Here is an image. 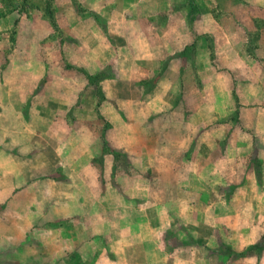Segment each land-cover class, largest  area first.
Here are the masks:
<instances>
[{
	"label": "crops",
	"instance_id": "0c3cea01",
	"mask_svg": "<svg viewBox=\"0 0 264 264\" xmlns=\"http://www.w3.org/2000/svg\"><path fill=\"white\" fill-rule=\"evenodd\" d=\"M219 1L82 0L58 56L0 18V264H264V31Z\"/></svg>",
	"mask_w": 264,
	"mask_h": 264
},
{
	"label": "rangeland",
	"instance_id": "374dc122",
	"mask_svg": "<svg viewBox=\"0 0 264 264\" xmlns=\"http://www.w3.org/2000/svg\"><path fill=\"white\" fill-rule=\"evenodd\" d=\"M229 3L227 6L238 7L235 14L242 21L247 24L259 25L261 30L264 31V0H225ZM220 5L224 2L220 0ZM82 0H0V18L5 17L9 14H16L17 17L25 19L23 26L19 25L20 30H23V36L20 41L23 48L27 47L29 42L25 39L29 27H31L30 22L33 20L34 25L40 32V42L43 46L44 53L48 56L50 52L52 55L58 56L62 52V44L66 39L65 34L61 27H63V18L60 14L65 13H76L77 15H94L87 11L82 6ZM261 3V4H260ZM67 5V8H65ZM71 6L73 9L69 7ZM59 8V9H58ZM219 14H223L224 9H217ZM33 18V19H32ZM58 19H60L59 22ZM245 20V21H243ZM36 30V31H37ZM31 40V39H30ZM15 43V40H14ZM73 69H79L72 65H69Z\"/></svg>",
	"mask_w": 264,
	"mask_h": 264
}]
</instances>
